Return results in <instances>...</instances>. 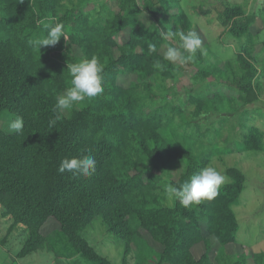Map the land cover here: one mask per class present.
I'll list each match as a JSON object with an SVG mask.
<instances>
[{
	"label": "trees",
	"instance_id": "1",
	"mask_svg": "<svg viewBox=\"0 0 264 264\" xmlns=\"http://www.w3.org/2000/svg\"><path fill=\"white\" fill-rule=\"evenodd\" d=\"M204 1L210 4L197 7L198 14L210 15L220 2L223 8L216 19L223 34L238 42L236 58L222 66L210 64L208 54L199 49L192 61L181 66L163 59L164 45L178 47L180 41L175 35L165 41L161 30L196 28L182 0H119L118 9L99 1L93 12L84 10L87 0H0V121L4 123L0 126V217L12 220L10 231L20 225L28 231L21 258L43 251L56 226L84 258L114 264L84 234L100 217L125 246L123 264L132 250L142 254L140 242L146 244L148 254L136 264H251L247 252L226 250L237 242L240 231L234 205L246 189L242 169L227 167L230 180L218 189L219 194L187 208L179 201L168 207L161 182L180 169L177 179L169 178L179 186L211 166L216 155L230 152L216 144L212 152L203 154L209 149L193 136L179 133L176 122L186 130L212 110L230 114L233 122L250 109L261 110L262 68L252 31L257 14L244 3ZM145 14L154 19L153 25L146 24ZM50 22L63 25L67 41L61 37L56 45L38 52L30 41L46 34L44 25ZM123 34L128 35L124 42L119 38ZM149 45H155L156 52H150ZM93 55L104 65V92L65 111L49 127L56 115V96L69 86L68 63ZM185 66L199 68L202 79L223 80L242 100L190 92V114L175 99L165 112L163 105H155L158 89ZM128 73L137 78L124 84L120 76ZM15 118L24 121L22 133L9 129ZM244 129L238 148L264 151L263 131L249 123ZM86 155L96 160L92 175L58 171L65 157ZM213 238L221 244L215 259ZM252 261L264 264V251L255 253Z\"/></svg>",
	"mask_w": 264,
	"mask_h": 264
},
{
	"label": "rangeland",
	"instance_id": "2",
	"mask_svg": "<svg viewBox=\"0 0 264 264\" xmlns=\"http://www.w3.org/2000/svg\"><path fill=\"white\" fill-rule=\"evenodd\" d=\"M99 1L106 2L112 9L119 8V0H87L84 10L93 12ZM230 1L244 3L248 10L255 11L258 16L252 31L258 42L256 51L258 65L262 68V101L259 102L261 110L250 109L248 113H242V117L234 120V122L230 114L212 110L199 116L186 130L179 128L177 122L174 127L179 133H185L190 137L193 136L200 144L207 147L209 150L203 149V154L212 152V147L216 144L230 150V152L223 154L222 157L216 155L211 165L224 176L223 184L230 180L225 174V170L229 166L238 167L246 173V189L240 200L234 205L240 220L238 240L236 243L228 245L226 250L230 253L247 252L251 257L250 263L253 264L254 254L264 251V151L240 150L237 142L244 138L246 133L244 125L247 123L259 127L264 133V0ZM182 3L196 23L195 31H197L202 40V46L207 51L210 64L216 63L222 66L225 61L235 59L239 49L238 42L223 34L224 27L216 19L218 11L223 8L222 4L216 2L210 15H200L197 12V7L202 4L208 6L209 2L204 0H182ZM143 19L149 26L154 24V19L148 14H145ZM127 37L128 35L123 34L119 38L120 41L124 42ZM177 65L181 66L179 63ZM198 70L199 68L192 66L180 67L177 76L171 79L167 86L158 89L160 98L155 101V105H163L164 111L169 112L170 100L175 99L176 103L180 104L190 114V92L202 97H207L215 92L239 101L242 100L240 94L229 89L223 80L202 79L198 74ZM136 78L133 73L120 76V80L124 84H128ZM2 124L4 125L3 121H0V126ZM179 174L180 169L169 175V178L172 176V179H177ZM3 226V231L9 234L10 243L18 249L22 248L28 236V231L24 226L20 225L10 231L12 226L11 219L5 220ZM54 230L49 237L47 247L43 251L33 253V255L25 258V264H96L76 251L66 235L58 231L56 226ZM5 234L3 233V235ZM84 234L99 253L109 257L114 264H123L125 246L117 237L107 231L100 217L95 218ZM140 243L144 247L142 254H148L147 249H145L146 244L144 242ZM50 247L51 250L48 249ZM201 248L203 249V247L197 249V254L201 252ZM220 250L221 244L213 238V250L211 253L213 259H215ZM142 254L132 250L127 264H136L142 258Z\"/></svg>",
	"mask_w": 264,
	"mask_h": 264
},
{
	"label": "clouds",
	"instance_id": "3",
	"mask_svg": "<svg viewBox=\"0 0 264 264\" xmlns=\"http://www.w3.org/2000/svg\"><path fill=\"white\" fill-rule=\"evenodd\" d=\"M46 34L39 35L36 39L31 40L30 44L38 51L44 46L56 45L61 37L67 41V35L63 31V25L59 23H48L44 25ZM161 37L168 41L172 36H178L179 46L168 43L164 45L165 51L163 59L172 63L183 65L195 58L197 50L202 55H207V51L201 48L202 40L195 30L187 32L178 30L177 32L160 31ZM150 52H156L155 45H149ZM184 53H187L185 55ZM155 67H160V61L157 60ZM68 87L62 94L56 96L55 107L53 112L55 118L50 120L49 127L56 124L61 119L65 111H71L75 105L84 102L86 99L94 98L104 92L102 85L104 65L93 55L91 58H81L76 62L68 63ZM9 129L16 133H22L24 121L22 118L12 119L9 123ZM96 170V160L91 155L82 157H65L59 165L60 173L70 172L73 175L90 176ZM164 194L168 207H174L176 202L184 207L199 205L203 200H212L218 194V189L224 182V176L212 166L202 168L199 172L194 173L183 184L176 186L170 182L167 175L162 177Z\"/></svg>",
	"mask_w": 264,
	"mask_h": 264
},
{
	"label": "crops",
	"instance_id": "4",
	"mask_svg": "<svg viewBox=\"0 0 264 264\" xmlns=\"http://www.w3.org/2000/svg\"><path fill=\"white\" fill-rule=\"evenodd\" d=\"M2 211V206L0 205V215ZM10 219L9 217H0V264H25V258L31 256L30 254L26 257H20L19 252L22 248H16L10 243L8 237V232H4V221ZM3 233H6L3 235Z\"/></svg>",
	"mask_w": 264,
	"mask_h": 264
}]
</instances>
